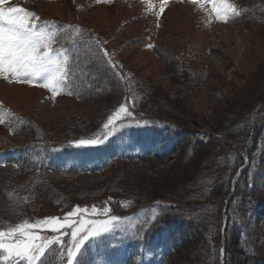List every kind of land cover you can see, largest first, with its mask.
<instances>
[{
	"label": "rangeland",
	"instance_id": "374dc122",
	"mask_svg": "<svg viewBox=\"0 0 264 264\" xmlns=\"http://www.w3.org/2000/svg\"><path fill=\"white\" fill-rule=\"evenodd\" d=\"M228 2L239 15L223 22L207 0L202 4L190 0H8L6 6H19L39 17L37 31L56 33L52 54L60 60L68 57V76L55 97L42 87L0 77V173L6 174L3 179L0 174V210L4 209L0 229L22 222L39 224L49 217L63 222L75 206L88 209L75 220L104 219L107 207L108 215L120 218L117 231L107 234L99 249L89 245L82 260L158 264L164 254L163 244L158 243L162 227L152 221L163 216V210L148 206L149 199L166 196L178 207L193 201L204 204L217 194L216 187L224 192L227 174L239 160L238 147L225 139L238 138L249 124L264 119V0ZM102 68L117 75L128 89L124 96H113L99 106L98 101L82 96H88ZM148 85L158 88L166 104L177 106L182 99L184 114L159 107ZM121 103L135 117L124 121L131 127H119L117 122V130L106 141L78 144L82 139L103 140L107 131L103 124ZM19 117L34 128L32 133L23 130L25 138L20 135ZM204 129L217 134L218 140L211 142L215 137L202 134ZM262 129L248 148L244 180L232 206L231 229L241 245L228 246L227 264H264V125ZM185 130L187 139L205 141L206 146L197 145V152L211 150L195 167V172L199 170L195 180L183 186L168 181L156 194L148 188L113 190L112 176L135 174L141 177L140 184L148 180L162 185L167 172L176 175L179 151L168 160L160 158L180 147ZM47 162L81 171L71 176L54 174L51 166L40 170ZM111 162L114 166L109 169ZM36 185L52 188L44 198L27 197ZM11 197L16 203L9 215L6 207L13 202ZM180 219L183 224H197L192 239L175 256L177 264H218L215 213L205 208L193 218L183 214ZM200 220L203 224L198 225ZM149 226L156 231L148 237L153 238L151 245L144 243L143 235ZM32 231L41 237L59 236L43 225ZM60 231L70 233L71 228ZM69 241L70 235L63 237L62 246L54 245L44 264H66Z\"/></svg>",
	"mask_w": 264,
	"mask_h": 264
},
{
	"label": "snow or ice",
	"instance_id": "6c2138e0",
	"mask_svg": "<svg viewBox=\"0 0 264 264\" xmlns=\"http://www.w3.org/2000/svg\"><path fill=\"white\" fill-rule=\"evenodd\" d=\"M164 2L166 3L167 0ZM190 2L202 4L203 0H190ZM207 3L220 21L227 22L230 16L239 15L236 7L228 0H207ZM6 5L8 0H0V77L42 87L55 97L68 76V57L65 56L60 60L52 54L56 33L37 31L39 17L22 7ZM163 10L162 4L161 12ZM157 15L159 16V13ZM134 119L132 111L121 103L103 124V128L107 130L103 140L82 139L78 144L98 145L117 130V122H120L119 127H131V123L125 124L124 121ZM136 126H141V122L136 121ZM87 211V208L75 206L72 212L64 216L63 222L59 218L49 217L39 224L22 222L6 231L0 229V264H44L48 251L54 245L62 246L63 237L69 235L66 264H87L82 257L88 251L89 245L99 249L103 238L117 231L120 221L119 217L108 215L107 207L103 208L102 215L106 217L104 219H73L79 213ZM96 214L97 210L93 206L92 215L96 216ZM41 225L46 226L47 230L58 232L59 236L41 237L32 231ZM66 228H71V232L60 231ZM96 264H109V262L100 258Z\"/></svg>",
	"mask_w": 264,
	"mask_h": 264
},
{
	"label": "trees",
	"instance_id": "16d2710c",
	"mask_svg": "<svg viewBox=\"0 0 264 264\" xmlns=\"http://www.w3.org/2000/svg\"><path fill=\"white\" fill-rule=\"evenodd\" d=\"M93 67V65H92ZM95 71V70H94ZM102 75L101 77L98 76V81H96L94 83L93 86L90 87L87 95L88 96H82V98L84 100L87 101H98L96 102V105H101L102 103L105 104L109 101V99L113 96L116 95H120L122 94L124 96V87L123 84L120 83L118 81L117 75H115L114 73L108 71L107 69L102 68L101 69ZM150 93L154 94V96H156L155 101L156 103L159 105V107H163V105L165 106H169V108L165 107V109L169 110V111H174L177 113H181L182 115L185 112V107H184V101L181 99L179 105H175V104H171L170 103L166 104V97H164L163 95H160L157 91V87H154L152 85H148ZM123 89V90H122ZM165 101V102H164ZM171 109V110H170ZM185 118L189 119V116L187 114H185ZM227 122V121H226ZM226 122L223 123V126H226ZM264 125V119L262 118V120H260V117L258 120H256L254 123L252 122L251 124L248 125L246 131L243 130V132H241L238 136V138H233L232 136H230L229 139H225V141H231L232 143H234V145H236V147H238L239 149V160L237 159V161L234 164V167L228 172L227 174V184H226V188H224V192L220 190V188L216 187L214 193L217 192V194L213 197L208 198L206 201H200L201 203L203 202L204 204L199 207V208H195V209H191L188 211H184L179 207H163L161 208V210H163V216L161 217H157L152 221L153 225H160L162 227L163 234H164V242L166 247L169 249L168 252L166 253L164 260H163V264H177L178 261H176L174 258L175 256L181 255L182 253V249L185 248L187 245L185 243H187L190 239H192L193 237V233L196 230V224L195 222L189 223V224H183L184 221H182L180 219V217L183 214H188L190 215L191 218L195 217L199 211L204 210L205 208L210 209L211 212L215 213V216H217V239H216V243H214L215 249H216V262L218 263V256H219V251L220 248L222 246V221H223V208L225 205V201L222 199H225L228 197L229 193H230V185H231V181L232 178L236 172L237 167L243 162L242 159V152L244 149V146L247 145L248 148L249 146H251L252 142L254 139H257L263 129ZM18 126L19 128H21L22 130H20V135L23 136L24 138L27 136L25 134L24 131L27 132H33L34 128L31 127L30 123L28 122V120L26 119H22L18 122ZM228 128V127H227ZM229 129V128H228ZM226 132L227 134L230 132L231 133H239L236 131H220L217 133H223ZM253 132V135L251 137V140L247 143V140L250 136V133ZM36 133V130H35ZM34 133V136H35ZM181 135L183 136L182 142H180L178 145L181 147L179 148V152H178V160H177V164H178V168H177V174L171 176L170 172H167L166 176L164 177V182H161L162 185H159L156 182H150L148 180L144 181V184H140V178L135 174H127L125 173L124 175H122V177H113L112 176V185L111 187H115V189L113 190H118V188L122 189L123 192L125 191H132L129 189H134L135 191H140V188H148L150 189L152 194H156V192L158 190H160V188L162 186H164L166 184V182L171 181L173 184H179L180 186H183L185 183L184 182H190L196 179V174L199 172V170H197L195 172V167L199 166V164L207 159V157H209L210 155V151L208 149H205L206 151H196L197 150V145H205V141L202 140H196L195 142H193L192 139H187L188 138V132L185 130V132L181 131ZM224 135V134H222ZM28 139V137L26 138ZM218 139L212 138L211 142H216ZM255 141V140H254ZM194 143V145L189 146L187 144H191ZM189 151L191 152V154L196 153L195 155H190ZM195 151V152H194ZM187 154H189L190 156H187ZM250 154V152H249ZM114 165L112 164V167ZM191 166V167H190ZM13 167H10L9 169L12 170ZM48 167H41L40 170L44 171L47 170L48 171ZM52 172L55 174L56 172H61L57 169H52ZM64 173L71 175V176H76L75 170H65ZM2 175V179L3 176L6 175L4 174V172L0 173ZM191 179V180H190ZM244 180V175L241 176V178L236 182V186H235V190H234V194L232 196V198L228 201L227 204V208H226V213L229 217L228 219V225L225 231V245H224V250H225V264H227V252H228V246L230 245H234V246H238L241 245L240 244V238L239 235L236 233L235 230L231 229L232 224L231 221L232 219H230L232 216V206L234 204V202L236 201V199L238 198V193L241 190V185L242 182ZM2 181V180H1ZM6 181V180H5ZM165 183V184H164ZM107 186V185H105ZM51 186H41V185H36L34 186V189H30V191H28V196L27 197H31L32 199H34L35 197H45V193L47 192L48 189H51ZM32 190H34V193L32 192ZM118 192V191H117ZM172 194V193H171ZM9 195V194H8ZM34 195V196H33ZM148 198H150V196H148ZM158 198H165L173 203L176 204L175 200H171L168 197H152L149 199L148 201V206H152L153 202L158 199ZM5 200L7 201V198L4 199L3 202H5ZM10 201L12 203L7 204V211L10 212V214H13V206L16 203V199L12 198L10 199ZM195 202V201H193ZM199 202V201H197ZM192 202H185L182 204H190ZM203 208V209H202ZM212 209V210H211ZM4 212V209H2ZM0 210V211H2ZM168 218V219H166ZM178 219L180 221H182L180 223V221H178ZM202 223V220H200L198 222V225ZM237 230V228H236ZM152 231V227L149 228V230H147V234H150L149 232ZM184 250V249H183ZM244 260V259H243ZM248 260V258H247Z\"/></svg>",
	"mask_w": 264,
	"mask_h": 264
}]
</instances>
